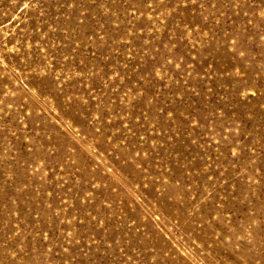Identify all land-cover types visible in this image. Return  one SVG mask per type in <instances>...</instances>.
<instances>
[{
    "label": "rangeland",
    "instance_id": "obj_1",
    "mask_svg": "<svg viewBox=\"0 0 264 264\" xmlns=\"http://www.w3.org/2000/svg\"><path fill=\"white\" fill-rule=\"evenodd\" d=\"M0 264H264V0H0Z\"/></svg>",
    "mask_w": 264,
    "mask_h": 264
},
{
    "label": "snow or ice",
    "instance_id": "obj_2",
    "mask_svg": "<svg viewBox=\"0 0 264 264\" xmlns=\"http://www.w3.org/2000/svg\"><path fill=\"white\" fill-rule=\"evenodd\" d=\"M169 115H171V114H169Z\"/></svg>",
    "mask_w": 264,
    "mask_h": 264
}]
</instances>
